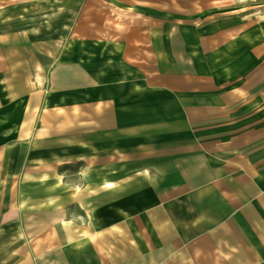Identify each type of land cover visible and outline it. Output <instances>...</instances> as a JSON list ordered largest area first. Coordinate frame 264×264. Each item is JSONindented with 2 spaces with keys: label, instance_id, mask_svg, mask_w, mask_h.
I'll list each match as a JSON object with an SVG mask.
<instances>
[{
  "label": "crops",
  "instance_id": "1",
  "mask_svg": "<svg viewBox=\"0 0 264 264\" xmlns=\"http://www.w3.org/2000/svg\"><path fill=\"white\" fill-rule=\"evenodd\" d=\"M119 3L129 15L102 21L113 31L76 34L88 57L90 41L98 42V77L90 78L83 61L80 84H61L73 90L66 103L81 104L66 119L67 160L81 162L80 184L97 186L72 199L97 200L108 210H80L82 224L72 211L66 224L43 226L40 208L8 209L16 223L7 213L0 218V264H264V114L249 108L263 98L249 96L248 61L241 69L233 61L234 53L249 57V33L224 32L218 44L195 18H175L173 26L151 16L154 0ZM20 5L15 18L12 2L0 8V57L29 56L27 43L57 27L56 7L44 10L48 18L32 8L38 23L28 25ZM73 38L70 32L66 40ZM13 41L20 43L15 54ZM16 101L0 91V184L8 186L24 184L25 168L36 169L41 152L29 113L36 101ZM13 103L21 112L11 130L4 108Z\"/></svg>",
  "mask_w": 264,
  "mask_h": 264
},
{
  "label": "rangeland",
  "instance_id": "2",
  "mask_svg": "<svg viewBox=\"0 0 264 264\" xmlns=\"http://www.w3.org/2000/svg\"><path fill=\"white\" fill-rule=\"evenodd\" d=\"M121 1L124 0H0V8L8 2L13 3L15 9L11 10V13L14 14L12 18L18 17L22 11L20 2H23L28 25H37L38 23L34 14L39 10L34 11L32 8L35 7L42 9L43 18H48V13L44 14V10L50 6L56 7L58 21L55 31L44 34L46 39L39 38L27 43L29 56L0 57L1 94L4 97H10L15 102L19 96L29 97L33 103L36 101L31 106L30 112L28 111L30 106H27L26 113L29 112L32 117L36 118L34 123L37 128H40L39 136L36 138L39 144L36 145L41 149L40 153H36V157L31 152L26 153L27 162L33 161V157H35L39 166H36V169L29 165L25 168L24 184L18 186L15 181H11L8 186L5 179L4 184H0L1 219L3 213H7L5 214L6 220H12L10 218L12 215H8V209L40 208L43 226L66 224L67 219H71L72 211L75 214L74 223L82 224L83 218L80 216L82 214L80 210H98L99 208L108 210V206H103V203L97 200L73 201L72 199L78 197L82 192L83 194L95 192L97 186L80 184L81 162L67 160L66 119L67 115L69 117L76 116L81 111V104L72 106L66 103V91L71 93L73 90H67L64 85L61 87V84H65L67 80L71 79L80 84L82 76L85 75L82 72L83 61L89 64L90 78L94 80L98 77L96 69L102 61V57L98 56V42L90 41L91 48L88 57L86 53H82L83 42L80 40L81 37L76 34L86 31L91 34L92 38V34L113 31V25L102 24V21L104 18L111 19L115 16L129 15L128 7H122V4L119 3ZM139 13H141L140 10ZM149 13L153 17L169 18L173 26L177 24L175 18H195L196 22L200 24L202 32L208 31L218 36V44L221 43L222 33L233 34L234 38H238L246 30L249 33L250 55L246 57L241 52L234 53L233 61L234 65L240 69L242 61L244 64L248 61V80L251 86L249 96L251 99L259 96L263 98L260 104L251 103L250 113L252 115L258 112L264 114V0H154ZM71 17L73 25L63 24ZM243 18L244 24L242 23ZM86 20H89V24L86 23ZM42 31L47 32L44 29ZM70 32L74 34L73 41L66 40ZM78 38L79 40H77ZM12 44V53L15 54L20 43L13 41ZM23 45L24 43L20 45L22 50ZM71 46L73 51L67 55V48H71ZM54 49L56 55H46L45 52H54ZM228 57H231V54H228ZM67 65L72 66L73 71H69ZM91 70H95V72ZM91 87L93 86L91 85ZM74 92L80 93L81 86L77 85ZM50 99L54 104H49ZM1 108L0 106V113ZM4 110L10 116V129H15L21 112L18 110V105L14 103L7 105ZM262 120H264V115L260 117L259 121ZM34 123L32 121L30 127H33ZM26 140L31 142L30 148L33 149V137H27ZM33 173H35V178H33ZM7 192L10 196L8 201L5 200ZM17 192H24L25 199L16 201ZM33 194L36 198L39 196L40 200L33 201ZM1 196H4L3 200ZM89 219L92 221L95 218L89 216ZM7 221L4 223H8ZM69 222L72 223V221ZM2 223L0 222V224ZM9 223H16V218ZM47 230L50 231V228ZM59 235L61 234L58 233Z\"/></svg>",
  "mask_w": 264,
  "mask_h": 264
}]
</instances>
